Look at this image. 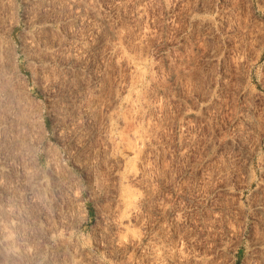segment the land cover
Wrapping results in <instances>:
<instances>
[{
  "label": "rangeland",
  "instance_id": "obj_1",
  "mask_svg": "<svg viewBox=\"0 0 264 264\" xmlns=\"http://www.w3.org/2000/svg\"><path fill=\"white\" fill-rule=\"evenodd\" d=\"M39 1L0 0V264H264V0Z\"/></svg>",
  "mask_w": 264,
  "mask_h": 264
},
{
  "label": "bare ground",
  "instance_id": "obj_2",
  "mask_svg": "<svg viewBox=\"0 0 264 264\" xmlns=\"http://www.w3.org/2000/svg\"><path fill=\"white\" fill-rule=\"evenodd\" d=\"M28 1H29V0H28ZM46 1H47V0H46ZM50 1H52V0H50ZM50 1L48 0V2H50ZM30 2H31V1H30ZM37 2H40V1L37 0ZM46 3H47V2H45V4H46ZM52 3H53V2H52ZM34 4H35V1H34ZM48 4H49V3H48ZM30 5H31V4H30ZM38 5H39V4H38ZM49 6H52V4H50ZM30 7H31V6H30ZM44 7H45V5H44ZM44 7H43V8H44ZM53 7H54V6H52V8H53ZM33 8H34V6H33ZM36 8H37V7H36ZM39 8H40V7H39ZM43 8H42V9H43ZM32 10H33V9H32ZM37 11H39V10H37ZM37 11H36V13H37ZM40 11H41V9H40ZM32 14H33V13H32ZM32 14H31V16H32ZM37 14H38V13H37ZM39 14H40V13H39ZM45 14H46V12H45ZM34 15H36V14H33V16H34ZM48 15H49V14H48ZM33 16H32V17H33ZM42 16H43V14H42ZM49 16H50V15H49ZM38 17H39V16H38ZM43 17H44V16H43ZM28 18H29V17H28ZM44 18H45V17H44ZM47 18H48V17H46V19H47ZM53 18H54V17H53ZM38 19H39V18H36V20H38ZM41 20H42V18L39 19L38 21H41ZM48 21H49V19H48ZM50 21H51V20H50ZM36 22H37V21H36ZM43 22H46V21H43ZM43 22H42V23H43ZM29 23H30V22H29ZM45 24H47V23H45ZM52 24H53V21H52ZM38 26H39V25H38ZM40 26H42V24H41ZM50 26H51V25H50ZM45 27H46V26H45ZM35 28H36V27H35ZM36 29H37V28H36ZM39 29H40V28H39ZM41 30H44V28L41 29ZM43 32H44V31H43ZM41 33H42V32H41ZM33 34H34V33H33ZM36 34H38V33H36ZM39 35H40V34H39ZM40 37L42 38V36H40ZM40 37H39V40H40ZM42 39H43V38H42ZM45 39H46V37H45ZM32 40H33V39H32ZM43 40H44V39H43ZM45 42H46V40H45ZM36 50H37V49H36ZM40 51H41V50H40ZM4 62H5V61H4ZM135 67H136V66H135ZM1 75H2V74H1ZM6 76H7V75H6ZM0 77H1V76H0ZM0 79H1V78H0ZM11 79H12V78H11ZM6 81H7V80H6ZM9 81H10V80H9ZM10 82H12V81H10ZM10 82H9V83H10ZM10 84L13 85V83H10ZM7 85H8V84H7ZM4 87H5V86H4ZM8 87H9V85H8ZM10 91H11V90H10ZM18 91H19V90H18ZM21 91H22V90H21ZM22 92H23V94H24V91H22ZM22 92H20L21 95H22ZM7 93H8V92H7ZM7 93H6V94H7ZM12 94H13V92H12ZM24 95H25V94H24ZM14 96L17 97V95H15V94H14ZM120 96H121V95H120ZM120 96H118V97L120 98ZM2 97H3V96H2ZM4 97H5V96H4ZM9 97H10V96H9ZM12 97H13V96H12ZM12 97H10V99H11ZM18 97H19V96H18ZM18 97H17V98H18ZM22 97H23V96H22ZM22 97H21V98H22ZM118 97H117V98H118ZM0 98H1V95H0ZM13 98H14V97H13ZM24 98H25V96H24ZM122 98H123V97H122ZM124 98H125V97H124ZM19 99H20V98H19ZM22 99H23V98H22ZM120 99H121V98H120ZM126 99H127V97H126ZM126 99H124L125 102L128 101V99H127V100H126ZM1 100H2V98H1ZM6 100H7V99H6ZM16 100H17V99H16ZM20 100H21V99H20ZM117 100H119V99H117ZM7 101H8V100H7ZM7 101H6V102H7ZM13 101L16 103L15 100H12V102H13ZM21 101H22V100H21ZM129 101H131V100H129ZM129 101H128V102H129ZM3 102H5V101L3 100ZM3 102H2V103H3ZM9 102H11V100L8 101V103H9ZM0 103H1V102H0ZM6 104H7V103H6ZM12 104H14V103H12ZM19 104H20V103H19ZM22 104H23V103H22ZM22 104H21V106H22ZM15 105H16V104H15ZM1 106H4V105H1ZM6 106H7V105H6ZM8 106H10V105H8ZM21 106L19 105V107H20L19 109H21ZM11 107H12V106H11ZM22 108H23V107H22ZM9 109H10V108H9ZM9 109H7V111H8ZM14 109H15V108H14ZM0 110H1V109H0ZM12 110H13V107H12ZM10 111H11V110H10ZM10 111H9V112H10ZM15 111H16V110H15ZM4 112H5V110H4ZM4 112H3V113H4ZM0 113H1V112H0ZM13 113H14V112H13ZM13 113L11 112L10 115H12ZM7 114H8V113H7ZM14 114H15V113H14ZM1 115H2V113H1ZM5 115H6V112H5ZM5 115H4V116H5ZM13 116H14V115H13ZM8 117H9V116H7V118H8ZM11 118H12V117H11ZM4 119H5V117H4ZM17 119H18V117L16 118V120H17ZM13 120H14V119H13ZM13 120H11V121H13ZM16 120H15V121H16ZM11 121H8L7 123L9 124V122H11ZM15 121H14V123H15ZM4 123H5V122H4ZM7 123H6V124H7ZM12 123H13V122H12ZM12 123H11V124H12ZM14 123H13V124H14ZM13 124H12V125H13ZM9 125H10V124H9ZM6 128H7V127H6ZM0 129H1V128H0ZM134 136H135V135H134ZM128 143L130 144L131 148H133V149L135 148V147H134L135 144L132 143L130 140H129ZM135 146H136V145H135ZM10 154H11V153H10ZM10 154H9V155H10ZM5 155H6V154H5ZM9 155H8V156H9ZM15 155H16V154H15ZM17 155H19V153H18ZM13 156H14V154H13ZM20 156H21V154H20ZM3 157H4V156H3ZM5 157H6V156H5ZM0 158H2V157H0ZM11 159H12V157H11ZM19 159H20V157H19ZM19 159H18V160H19ZM8 160H9V159H8ZM13 160H14V159H13ZM5 161H7V160H5ZM5 161H4V162H5ZM0 162H1V160H0ZM5 163L8 164V162H5ZM0 164H4V163L2 162V163H0ZM5 166H7V165H5ZM0 168H1V167H0ZM0 170H1V169H0ZM30 175H31V174H30ZM33 177H34V176H33ZM35 177H36V176H35ZM36 178H37V177H36ZM41 183H42V182H41ZM25 185H26V184H25ZM29 185H30V184H29ZM33 186H34V185H33ZM37 186H38V185H37ZM30 187H31V185H30ZM27 188H29V187H27ZM32 188H33V187H32ZM24 190H25V189H24ZM14 192H15V191H14ZM18 192H20V191H18ZM32 192H33V190H32ZM35 192H36V191H35ZM39 192H40V191H39ZM16 193H17V192H16ZM30 193H31V192H30ZM14 194H15V193H14ZM14 194H12V195H14ZM23 194L26 195L25 192H24ZM39 194H40V193H39ZM41 195H42V194H41ZM41 195H40V196H41ZM128 195H129V194H128ZM128 195H127V196H128ZM13 197H14V196H13ZM17 197H18V196H17ZM128 197H129V196H128ZM128 197H126V198H128ZM18 198H19V197H18ZM22 198H23V197H22ZM31 198H32V197H31ZM37 198H38V196H37ZM42 198H43V197H42ZM124 198H125V197H124ZM130 198H131V197H130ZM13 199H15V198H13ZM13 199H12L11 201H13ZM34 199H35V196H34ZM38 199H39V198H38ZM40 199H41V198H40ZM48 199H49V198H48ZM28 200H29V199H28ZM30 200H31V199H30ZM41 200H42V199H41ZM124 200H125V199H124ZM126 200L131 201V199H129V198L126 199ZM16 201H17V200H16ZM43 201H44V199H43ZM47 201H49V200H46V202H47ZM14 202H15V201H14ZM17 202H19V201H17ZM41 202H42V201H41ZM44 202H45V201H44ZM8 203H9V202H8ZM15 203H16V202H15ZM32 203H33V202H32ZM51 203H52V202H51ZM125 203H127V202H125ZM128 203H129V202H128ZM6 204H7V203H6ZM16 204H17V203H16ZM16 204H15V206H16ZM127 205H128V204H127ZM6 206H7V205H6ZM9 206H10V205H9ZM9 206H8V207H9ZM11 207H12V206H11ZM9 209H10V207H9ZM9 209L7 208V211H8ZM14 210H15V209H14ZM14 210H13V212H14ZM10 212H11V211H10ZM23 216H24V215H23ZM11 222H13V221H11ZM15 222H16V221H15ZM15 222H14V223H15ZM2 227H3V226H2ZM2 229H3V228H2ZM2 231H4V229H3ZM5 236H6V235L4 234V238H6ZM8 237H9V236H8ZM7 240H8V239H7ZM8 242H9V241H8ZM8 242L6 243V240H5V243H6V244H8ZM7 248H8V247H7ZM8 251H9V249H8ZM17 251H18V250H17ZM17 251H16V253H17ZM10 252H11V251H10ZM10 252H9V253H10ZM17 254H18V253H17ZM20 254H21V253H20ZM10 255H11V254H10ZM12 255H13V254H12ZM13 256H14V255H13ZM15 257H16V256H15Z\"/></svg>",
  "mask_w": 264,
  "mask_h": 264
}]
</instances>
